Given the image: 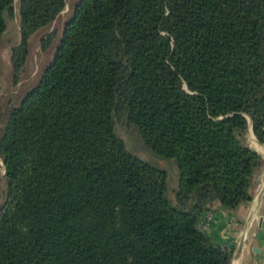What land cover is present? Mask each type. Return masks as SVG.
<instances>
[{
  "label": "trees",
  "instance_id": "trees-1",
  "mask_svg": "<svg viewBox=\"0 0 264 264\" xmlns=\"http://www.w3.org/2000/svg\"><path fill=\"white\" fill-rule=\"evenodd\" d=\"M14 0H0V39ZM65 0H19L20 41ZM144 151L174 159L167 171ZM264 144V0H78L55 54L0 129V264H229L198 226L250 192ZM148 158V159H147Z\"/></svg>",
  "mask_w": 264,
  "mask_h": 264
},
{
  "label": "rangeland",
  "instance_id": "rangeland-1",
  "mask_svg": "<svg viewBox=\"0 0 264 264\" xmlns=\"http://www.w3.org/2000/svg\"><path fill=\"white\" fill-rule=\"evenodd\" d=\"M77 2L78 0H65L64 8L56 15L54 20L35 31L29 37L28 54L25 62L22 68L14 75L10 61V52L11 48L20 41L19 0H14V16L11 19H7V27L0 39V129L3 127L9 110L19 103L28 89L36 84L43 70L53 59L64 25ZM117 126L119 133L131 148L136 149L141 156H148L149 159H147L153 164L166 169L168 195L173 198V188L177 187L178 183V169L175 160L154 157L144 151L137 129L133 125L119 120ZM244 141L254 150V143L257 148L264 147V144H257L251 129H248L246 132ZM262 153L264 154V152ZM262 158L264 162V157ZM3 173V164L0 159V202L2 200L1 193L4 188ZM259 187L260 185H257V191ZM231 246L234 248V245Z\"/></svg>",
  "mask_w": 264,
  "mask_h": 264
},
{
  "label": "crops",
  "instance_id": "crops-1",
  "mask_svg": "<svg viewBox=\"0 0 264 264\" xmlns=\"http://www.w3.org/2000/svg\"><path fill=\"white\" fill-rule=\"evenodd\" d=\"M254 146L264 157V147L258 149L255 143ZM257 185H260L258 191ZM250 192L252 199L236 209L220 207L215 202L201 216H210L209 219L205 218L200 229L214 243L234 245L229 264H264V223L260 221L261 217L264 219V165L256 174ZM240 241L243 244L237 252Z\"/></svg>",
  "mask_w": 264,
  "mask_h": 264
},
{
  "label": "water",
  "instance_id": "water-1",
  "mask_svg": "<svg viewBox=\"0 0 264 264\" xmlns=\"http://www.w3.org/2000/svg\"><path fill=\"white\" fill-rule=\"evenodd\" d=\"M250 129L252 131L251 125H250ZM4 173H5V171H4ZM4 173H3V176H4ZM260 221L264 223V219L262 217L260 218ZM242 244H243V241H240L238 244V247H237V252H239L240 248L242 247Z\"/></svg>",
  "mask_w": 264,
  "mask_h": 264
},
{
  "label": "built area",
  "instance_id": "built-area-1",
  "mask_svg": "<svg viewBox=\"0 0 264 264\" xmlns=\"http://www.w3.org/2000/svg\"><path fill=\"white\" fill-rule=\"evenodd\" d=\"M205 218L209 219L210 216H207V217H203V218H200L199 221H198V226L201 228V225L204 224L205 222Z\"/></svg>",
  "mask_w": 264,
  "mask_h": 264
}]
</instances>
